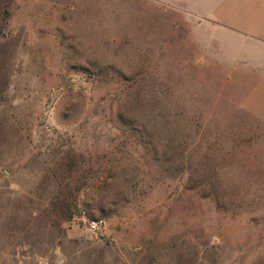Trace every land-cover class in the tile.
<instances>
[{"label": "rangeland", "instance_id": "rangeland-1", "mask_svg": "<svg viewBox=\"0 0 264 264\" xmlns=\"http://www.w3.org/2000/svg\"><path fill=\"white\" fill-rule=\"evenodd\" d=\"M217 2L0 0V264H264V45Z\"/></svg>", "mask_w": 264, "mask_h": 264}, {"label": "crops", "instance_id": "crops-1", "mask_svg": "<svg viewBox=\"0 0 264 264\" xmlns=\"http://www.w3.org/2000/svg\"><path fill=\"white\" fill-rule=\"evenodd\" d=\"M214 13L246 31L250 44L264 45V0H219Z\"/></svg>", "mask_w": 264, "mask_h": 264}, {"label": "built area", "instance_id": "built-area-1", "mask_svg": "<svg viewBox=\"0 0 264 264\" xmlns=\"http://www.w3.org/2000/svg\"><path fill=\"white\" fill-rule=\"evenodd\" d=\"M102 226V222L98 219H94L89 222V228L92 230L100 229Z\"/></svg>", "mask_w": 264, "mask_h": 264}]
</instances>
